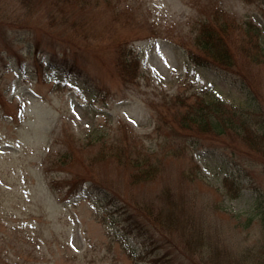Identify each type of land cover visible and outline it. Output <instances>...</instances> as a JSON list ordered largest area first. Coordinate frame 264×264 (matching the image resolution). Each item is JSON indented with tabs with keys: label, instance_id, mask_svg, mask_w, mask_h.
<instances>
[{
	"label": "rangeland",
	"instance_id": "rangeland-1",
	"mask_svg": "<svg viewBox=\"0 0 264 264\" xmlns=\"http://www.w3.org/2000/svg\"><path fill=\"white\" fill-rule=\"evenodd\" d=\"M217 9L264 31V0H0V255L246 264L264 230V158L234 135L182 129L174 104L264 99V65L238 56L242 79L192 61ZM125 49L140 60L129 83ZM117 155L150 159L156 176L135 179ZM169 210L172 228L157 220Z\"/></svg>",
	"mask_w": 264,
	"mask_h": 264
},
{
	"label": "trees",
	"instance_id": "trees-1",
	"mask_svg": "<svg viewBox=\"0 0 264 264\" xmlns=\"http://www.w3.org/2000/svg\"><path fill=\"white\" fill-rule=\"evenodd\" d=\"M247 1L254 2L255 0ZM236 29L240 30L238 42L231 37ZM195 40L200 53L192 55L191 59L200 66L231 70L230 72L245 79L241 73L234 71L238 56L256 65H264V31L262 28L251 20L242 24L234 22L233 16H229L221 9L214 11V18L211 21L201 24ZM131 54V50L125 49V54L121 55L122 62H120L122 78L128 83L134 82L139 73L138 55L130 57ZM242 82L245 83V80ZM248 87L251 92L249 84ZM255 95H253L254 107H249L250 109L234 107L218 97L197 96L192 102L189 100L195 95L184 98L176 96L174 104L179 108L177 119L181 128L187 131L196 128L203 133L215 136L234 135L239 137L249 145L250 149L258 151L260 157L264 158V99ZM117 159L119 162L128 163L137 169L134 174V178L137 180H149L156 176L157 165L150 159L135 158L132 162L123 159L121 155H117ZM146 213L150 218L153 217L152 213ZM164 213L167 216L161 214L157 220L167 217L163 222L165 226H168L169 222L170 227L168 226V228H172L171 225H173L176 214L173 210ZM262 219L264 220V218ZM163 222L160 220L159 223L163 225ZM260 243L257 251L249 250L243 255L246 264H264V230ZM0 264L21 263L9 262L0 255Z\"/></svg>",
	"mask_w": 264,
	"mask_h": 264
}]
</instances>
